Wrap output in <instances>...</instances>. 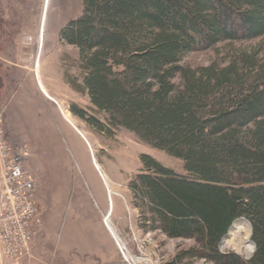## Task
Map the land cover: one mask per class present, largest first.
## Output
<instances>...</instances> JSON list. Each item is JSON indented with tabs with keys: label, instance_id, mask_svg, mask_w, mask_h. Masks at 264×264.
I'll return each instance as SVG.
<instances>
[{
	"label": "trees",
	"instance_id": "trees-1",
	"mask_svg": "<svg viewBox=\"0 0 264 264\" xmlns=\"http://www.w3.org/2000/svg\"><path fill=\"white\" fill-rule=\"evenodd\" d=\"M261 37L264 0H82L59 32L107 123L182 162L186 176L141 155L129 184L145 232L193 242L168 264H264V61L237 51L222 67L181 64ZM239 219L255 246L244 263L218 252Z\"/></svg>",
	"mask_w": 264,
	"mask_h": 264
},
{
	"label": "rangeland",
	"instance_id": "rangeland-1",
	"mask_svg": "<svg viewBox=\"0 0 264 264\" xmlns=\"http://www.w3.org/2000/svg\"><path fill=\"white\" fill-rule=\"evenodd\" d=\"M8 1L2 2L5 11ZM29 2L30 20L39 25L36 37L27 38L35 45V57L20 70L16 82L5 83L0 106L7 143L29 150L23 165L34 179L38 213L29 224L30 242L17 264H168L193 242L145 232V214L129 184L142 170L141 155L186 176L182 162L109 125L107 115L90 103L78 50L59 40L60 30L81 15L82 0ZM13 4L22 15L21 0ZM237 51L264 61V37L196 51L185 55L181 64L192 69L222 67ZM235 224L239 235L248 233L251 241L249 223L239 219ZM229 233L230 229L218 252L248 261L226 245ZM185 264L210 263L192 259Z\"/></svg>",
	"mask_w": 264,
	"mask_h": 264
},
{
	"label": "built area",
	"instance_id": "built-area-1",
	"mask_svg": "<svg viewBox=\"0 0 264 264\" xmlns=\"http://www.w3.org/2000/svg\"><path fill=\"white\" fill-rule=\"evenodd\" d=\"M26 146H10L0 114V264H17L30 242L29 224L37 216L34 179L23 163Z\"/></svg>",
	"mask_w": 264,
	"mask_h": 264
},
{
	"label": "crops",
	"instance_id": "crops-1",
	"mask_svg": "<svg viewBox=\"0 0 264 264\" xmlns=\"http://www.w3.org/2000/svg\"><path fill=\"white\" fill-rule=\"evenodd\" d=\"M29 1L21 0L23 12L18 15L13 0L6 3L9 8L6 11L3 0H0V106L3 92L7 89L5 83L16 82L20 70L27 68L26 65H31L30 61L35 57V45L28 43L27 38L36 37L39 25L35 26L33 20H30L32 16Z\"/></svg>",
	"mask_w": 264,
	"mask_h": 264
},
{
	"label": "bare ground",
	"instance_id": "bare-ground-1",
	"mask_svg": "<svg viewBox=\"0 0 264 264\" xmlns=\"http://www.w3.org/2000/svg\"><path fill=\"white\" fill-rule=\"evenodd\" d=\"M45 2L46 0H44V5ZM44 5H43V9H44ZM40 27H41V23H40ZM35 74H37V71H35ZM37 83H38L39 91L41 90V93H43L48 100L52 101L50 97L46 94L45 88L39 82ZM65 120H67V116H65ZM96 166H97L96 167L97 170L99 171L100 170L99 166L98 165ZM239 233H240V228L236 224L233 225L230 228V233L226 245L230 246L236 254L243 253V255H245V259H249L250 256H252L253 254V243L249 240L248 233L244 237H241ZM135 262L140 263L141 260L137 258L135 259Z\"/></svg>",
	"mask_w": 264,
	"mask_h": 264
},
{
	"label": "water",
	"instance_id": "water-1",
	"mask_svg": "<svg viewBox=\"0 0 264 264\" xmlns=\"http://www.w3.org/2000/svg\"><path fill=\"white\" fill-rule=\"evenodd\" d=\"M254 250H255V246L253 245V253H254ZM252 255H253V254H252ZM251 257H252V256H250V258H251ZM250 258H249V259H250Z\"/></svg>",
	"mask_w": 264,
	"mask_h": 264
}]
</instances>
